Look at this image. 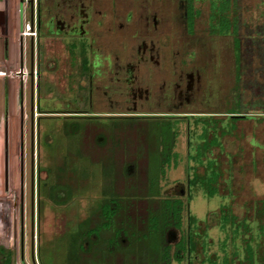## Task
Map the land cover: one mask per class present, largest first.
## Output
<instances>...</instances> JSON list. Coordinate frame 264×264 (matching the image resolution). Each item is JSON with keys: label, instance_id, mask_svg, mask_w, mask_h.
Instances as JSON below:
<instances>
[{"label": "rangeland", "instance_id": "1", "mask_svg": "<svg viewBox=\"0 0 264 264\" xmlns=\"http://www.w3.org/2000/svg\"><path fill=\"white\" fill-rule=\"evenodd\" d=\"M28 1L0 0V244L14 249V264H223V258L231 257L236 249L240 257L230 264H264L260 225V219L264 220V113L258 114L264 105L256 100L264 98L257 83L264 82V74L257 67V47H247L249 29L264 19V0H239L243 65L236 62L234 35L211 33L210 0L194 1L200 12L192 31L181 23L173 29L175 45L187 43L195 48L196 63L207 72L208 90L202 94L210 91L211 96L202 104V112L212 113L219 127L231 130L213 149L220 163V191L208 195L201 185L192 183L187 184L191 194H181L188 214L194 215L192 231L199 232L201 245L192 246H199V251L205 246L200 254L187 251L182 260L175 258L179 244L169 242L174 227L167 230L164 217L147 209L156 199L145 188L158 186L159 179L162 192L174 193L193 174L190 153L200 141L202 122H196L200 116L180 120L175 136L176 118L150 114L101 117L81 111L91 105L87 81L80 74H87L85 68L90 65L88 38L42 36L41 74L36 78L35 72L32 90L27 74L31 35L25 31L35 28L28 29L32 19ZM174 8L180 16L181 8ZM184 54L192 57V48ZM23 59L24 77L19 75ZM238 67L242 69L241 85ZM240 106L246 108L245 113L236 112ZM168 156L172 163L163 165ZM150 177L156 182H149ZM122 182L133 183L140 192L132 199V210L120 213L114 225L101 229L100 236L91 233L82 245L78 232L103 222L105 218L95 208L108 196L112 184ZM222 205L231 207L252 227L255 251L250 263L239 261L246 255L244 236L250 233H243L241 226L239 235L232 238L234 226L223 227L219 222ZM188 214H184L185 228ZM117 227H122L119 234ZM114 236L112 244L108 238ZM76 246L92 248L84 259H78ZM214 253L218 256L213 261L203 260Z\"/></svg>", "mask_w": 264, "mask_h": 264}, {"label": "flooded vegetation", "instance_id": "2", "mask_svg": "<svg viewBox=\"0 0 264 264\" xmlns=\"http://www.w3.org/2000/svg\"><path fill=\"white\" fill-rule=\"evenodd\" d=\"M174 5L181 8L180 16ZM27 6L38 33L35 38L30 36L29 43L27 74L32 90L41 74L42 36L88 38L90 65L85 68L87 74H80L87 81L91 105L81 111L103 114L101 117L150 114L186 118L210 113L202 112L211 92L202 94L208 90L204 83L207 72L196 63V49L187 43L175 45L173 36L178 23L190 31L189 0H30ZM248 38L247 47L258 49L257 67L264 74V40L260 44L257 35ZM188 48L193 50L192 57L184 54ZM234 49L236 62H241L243 53L236 41ZM22 66L26 73L24 59ZM257 83L264 93V82ZM256 100L264 105V98ZM175 238H171L173 242Z\"/></svg>", "mask_w": 264, "mask_h": 264}, {"label": "trees", "instance_id": "3", "mask_svg": "<svg viewBox=\"0 0 264 264\" xmlns=\"http://www.w3.org/2000/svg\"><path fill=\"white\" fill-rule=\"evenodd\" d=\"M210 8H211V16H210V31L213 34H226L231 33L234 35L236 46L238 49H240V44L242 42V38L238 35L241 29L243 20L240 15V9H241V3L239 0H210ZM200 12V9L195 7L194 0H189V13H190V20H191V26L190 30H193V19L195 15H197ZM250 35H257L260 37L258 41H260V44L264 40V21L262 23L257 24L255 28L249 29ZM253 30L255 32H253ZM249 35V36H250ZM264 57V56H263ZM238 82L241 85V70L238 74ZM239 85V86H240ZM264 108V107H263ZM244 106H240L239 110L236 112L245 113ZM264 111V109H262ZM248 111V110H247ZM250 111V110H249ZM193 116H200V118L196 119V122H202V132L199 134L200 141H198L194 145L195 152L193 154L190 153V156L193 157V174H189L187 177V181L180 182L179 188L174 193H164L162 192V186L160 184V181L158 179V186H155V184H150L148 188H145V193H150L151 195H155V202H151L148 205L149 211L155 214L158 218L159 216L163 218L165 221L162 222L163 226L168 230L170 226H173L174 228L169 231L170 237H176L175 241L179 246H176L175 249V258L182 260L186 256L187 251H194L197 250L199 246H192V243H195L198 245L200 243V239L197 238V235L199 232H193L192 226H193V218L194 215L189 212L188 214V205L185 199L182 197V193L184 191L190 195L191 190L187 187V184L191 185L192 183L201 185L205 192L208 195H214L217 192L220 191L221 185L223 184L222 180L220 179L221 171H220V163H218V157L214 158L213 156V149L215 146H219L220 143V137L226 135L227 133H231L230 129L219 127L218 118H216L212 113L209 114H192ZM243 115V114H240ZM211 116V117H210ZM215 117V118H213ZM166 118V117H165ZM172 118V116H171ZM205 118H208L205 119ZM213 118V120H211ZM238 118V116L234 117V120ZM184 118L176 117V121L179 124L178 129L175 131V136H178L179 134V128H180V120L182 121ZM189 132H191V126L190 123L188 124ZM221 133V134H219ZM174 156H176L175 164L178 163L179 152H174ZM169 162V165L172 163L169 156L166 157L163 161V165L165 163ZM192 163V162H191ZM204 166L203 170H199L200 166ZM165 168V167H164ZM166 168L163 170V173L165 172ZM123 177L126 174V172H123ZM124 180V178H123ZM151 183H154L155 179L150 177L149 179ZM115 181V180H114ZM148 182V183H149ZM133 183L126 182V185L122 182L121 184H112L108 189H111L110 193L106 198L100 201L98 206L95 208V211H99V216L104 217L105 219L103 222H101L100 225H96L90 230H85L78 232V239L81 240V244L83 245L86 238L96 231L99 236L101 229L106 226H112L115 223V219L117 216L122 212H127L129 210H132V206L134 205L133 200L134 195H139L138 189L135 187ZM111 185V184H110ZM185 185V187H184ZM54 186H52V195L55 198L57 196V192L54 189ZM176 188V187H175ZM188 188V189H187ZM181 190V193H180ZM157 197V198H156ZM154 198V197H153ZM187 215V221L188 226L185 228L184 224V214ZM221 218L219 219V222L221 223V226L225 227L228 223L232 227V238H236L239 235L240 227H243V233H250V236H244L245 241V249H246V255L240 259L239 261L245 262L248 261L249 263L253 260L254 251L255 248L252 246L251 238L254 239L253 232L251 231L252 227L247 222L246 218L240 219L237 214H235L231 207H228L227 205L221 206ZM260 219V218H259ZM159 220V219H158ZM260 225L262 226L261 229L264 231V220L260 219ZM117 234H119L122 229V227H117ZM197 231V230H196ZM97 234V235H98ZM116 234V235H117ZM174 234V235H173ZM230 237V233L228 232L226 235V238L224 239V243L226 244L228 241V238ZM250 237V238H249ZM77 238L75 237V240ZM172 239H169V242ZM108 241H110L112 244L116 242V238L109 237ZM260 243V241L258 242ZM190 244V246H187ZM263 244V242H261ZM171 246H166V248L169 250ZM92 246H76L75 247V255L78 259H84L86 257V252L91 249ZM259 249L262 248V246H258ZM205 249V246H201V250ZM202 250V251H203ZM169 252V251H168ZM168 254V253H167ZM86 255V256H85ZM166 255V253H165ZM218 255L214 253V256L209 255L203 260H206L209 258V260L213 261L214 258H216ZM239 256L238 250L233 251V255L231 257L225 256L223 259V264H230L231 259H236ZM14 257H15V251L12 248L7 247L6 245L0 244V264H14ZM240 257V256H239ZM172 258V257H171ZM167 259L170 260V254L167 255ZM232 261V260H231ZM251 264V263H250Z\"/></svg>", "mask_w": 264, "mask_h": 264}, {"label": "built area", "instance_id": "4", "mask_svg": "<svg viewBox=\"0 0 264 264\" xmlns=\"http://www.w3.org/2000/svg\"><path fill=\"white\" fill-rule=\"evenodd\" d=\"M34 28H35V26H33V22L32 21H29V23H28V29L29 30H32ZM27 32H29V33H27ZM36 32H37L36 29H34V31H31V32L30 31H25V34L35 35ZM19 73H21V74H19L20 76H23L24 77L25 71L23 69V66H21V70H19Z\"/></svg>", "mask_w": 264, "mask_h": 264}, {"label": "water", "instance_id": "5", "mask_svg": "<svg viewBox=\"0 0 264 264\" xmlns=\"http://www.w3.org/2000/svg\"><path fill=\"white\" fill-rule=\"evenodd\" d=\"M31 1H33V0H31ZM31 73H33V69L31 70ZM32 219H33V214H32Z\"/></svg>", "mask_w": 264, "mask_h": 264}]
</instances>
